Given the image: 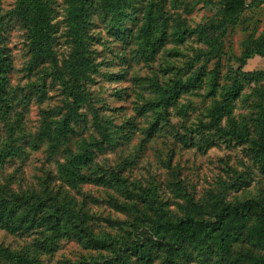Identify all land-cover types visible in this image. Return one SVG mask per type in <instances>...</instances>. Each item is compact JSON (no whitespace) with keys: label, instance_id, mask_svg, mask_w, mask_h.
<instances>
[{"label":"rangeland","instance_id":"374dc122","mask_svg":"<svg viewBox=\"0 0 264 264\" xmlns=\"http://www.w3.org/2000/svg\"><path fill=\"white\" fill-rule=\"evenodd\" d=\"M17 1L0 0V202L11 199L7 206L14 207L7 222L0 220V264L106 262L121 256L132 238L160 239L152 218L166 213L176 220L193 208L207 217L217 195L225 202L255 198L264 206V157L256 151L264 136L254 93L264 89V78L244 81L236 97L226 88L239 73L244 41L264 33V0H244L238 16H227L221 54L209 42L215 32L209 26L225 17L229 0H127L122 13L94 8L88 32L95 66L87 71L86 101L68 136L57 133L74 98L66 71L74 47L66 0L53 1L60 73L49 60L32 67L26 29L10 13ZM149 19L162 39L146 49ZM261 69V54L243 68ZM171 84L178 95L160 104L161 91ZM225 99L230 111L216 125L211 110ZM105 134L112 142L94 145L92 161L79 174L61 172L86 140L103 141ZM43 184L84 212L83 239L75 234V216L57 231L37 222L31 197L21 201ZM256 222L253 216L249 224ZM256 242L247 232L224 254H205L190 244L177 264H251L249 252H264ZM132 258V264H167L165 250L157 247L148 260L136 253Z\"/></svg>","mask_w":264,"mask_h":264},{"label":"trees","instance_id":"16d2710c","mask_svg":"<svg viewBox=\"0 0 264 264\" xmlns=\"http://www.w3.org/2000/svg\"><path fill=\"white\" fill-rule=\"evenodd\" d=\"M54 0H18L15 8L11 10V17L19 21L28 35V45L32 53V67L39 66L47 63L49 60L56 68L54 73H60L64 66L59 65L56 50L54 47L56 23L54 22L55 6ZM230 5L224 8L226 12L225 17L219 22H212L209 27L215 30L211 31V35H208L209 42L214 50L218 54H221L222 49V35L227 30L229 24L227 16L232 14L239 15L242 11V4L244 0H229ZM66 19L68 21V32L73 37L74 47L72 50L71 68L67 67V73L71 76L72 88L74 91V98L72 105L66 112V115L62 120H59L57 126V133L61 136H68V134L75 129L73 121L80 116L79 105L87 97V93L84 92L85 81L88 76L87 71L94 68L95 63L91 57L89 49V25L91 24V14L94 8L101 9L102 11H124L127 0H66ZM152 23L149 19L143 33V39H145L146 49L152 45L155 47L157 41L162 37L154 35V29L150 26ZM205 27H203V30ZM154 33V34H153ZM218 33V34H216ZM249 42H252L250 44ZM245 49L241 56H239V66L237 69L233 81L226 88L234 97L240 92L243 87L244 81L259 80L264 78V69L244 71V65L247 63L248 58L261 54L264 55V33L262 36L256 38L253 41L249 39L244 41ZM68 66V65H67ZM66 67V66H65ZM65 71V70H63ZM69 71V72H68ZM241 73V77H240ZM198 80V79H195ZM158 83V90L160 89ZM161 91L160 104H168L175 99L178 95L179 89L176 84L168 85ZM254 93L259 96L256 102V106L260 108V116L255 118L258 121L260 128L262 129L261 135L264 136V89L255 88ZM225 99L221 104H217L212 111L213 122L217 125L221 122L223 115L230 111V106L226 104ZM220 125V124H219ZM234 132H239L233 129ZM45 132L49 135L47 130ZM64 140H66L64 138ZM112 142V139L105 134V138L99 140L94 138L90 141H85L78 153H71L70 159L63 164L61 172L67 174H79L80 167L85 163L88 164L92 161L94 153V145L98 149H102L105 143ZM256 151L259 156L264 157V141L263 139L257 141ZM118 173L114 174L118 177ZM113 179V178H112ZM44 187L41 191H33L30 196H27L24 200L27 201L29 197L33 200L32 203L37 205V222L46 221L49 223V227L58 231L57 227L64 224L65 218L76 217L79 231H75L78 237L83 235L82 227L80 223L84 221V212L81 209H77L72 206V201L66 202L63 193L60 190H54L48 185L43 184ZM214 207L209 213V216L205 217L196 213L193 208L188 211L184 216L178 217L173 220L166 213H161L162 218H152V214L149 213V219H153L151 228L154 229V233L157 234L160 239L148 238L149 241L141 242L140 239L132 238L131 246L128 249H121L122 255L113 259L109 258L106 262L97 261L95 264H132V253H136L141 256L142 260H148L152 256L153 249L160 248L165 250L167 264H177L178 259L183 257L187 252V247L193 244L199 247L205 254L211 253L216 250L222 254L231 252L234 241L240 239L241 235L247 232L252 234L253 238L257 240V245L264 247V206L262 202L255 198H250L243 201H231L225 202L217 195ZM15 199V198H14ZM13 200H3L0 202V220L7 222L8 217L14 212L13 206L10 203ZM30 201V199H29ZM23 211H26L25 204H21ZM34 212L35 209L32 208ZM26 214H29L28 212ZM35 214V213H34ZM34 214L30 215L34 218ZM257 219L256 224H249L252 217ZM23 217V215H22ZM30 218V219H31ZM22 221V219H21ZM57 224V225H55ZM71 229V227H68ZM81 239H83L81 237ZM93 242L97 244H106L105 240L94 238ZM248 263L251 264H264V252L252 253L249 252ZM250 259V260H249Z\"/></svg>","mask_w":264,"mask_h":264}]
</instances>
